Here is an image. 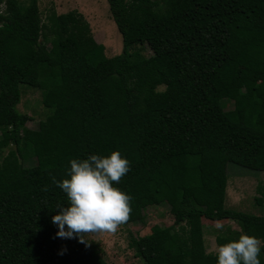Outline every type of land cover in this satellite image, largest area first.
Here are the masks:
<instances>
[{
    "label": "trees",
    "instance_id": "1",
    "mask_svg": "<svg viewBox=\"0 0 264 264\" xmlns=\"http://www.w3.org/2000/svg\"><path fill=\"white\" fill-rule=\"evenodd\" d=\"M106 2L122 41L111 58L80 13L42 19L37 0H0V264H107L87 240L57 236L52 217L69 200L52 178L113 151L131 165L113 184L132 197L124 224L151 206L173 216L129 236L144 264H217L201 219L238 226L217 246L242 234L264 241V216L224 206L228 163L264 171V0ZM137 44L153 54L133 57ZM20 85L44 92L49 130L27 127ZM30 159L37 177L23 173Z\"/></svg>",
    "mask_w": 264,
    "mask_h": 264
},
{
    "label": "rangeland",
    "instance_id": "2",
    "mask_svg": "<svg viewBox=\"0 0 264 264\" xmlns=\"http://www.w3.org/2000/svg\"><path fill=\"white\" fill-rule=\"evenodd\" d=\"M19 1L25 6L31 3V0ZM37 6L42 19L51 11L57 14L70 11L80 13L88 23L94 40L103 45L106 57L111 58L121 53V36L112 21L106 0H37ZM130 53L133 57L136 54L142 57H149L153 54L146 44L133 45ZM157 90L161 91L163 87H158ZM20 92L21 98L17 108L21 113L31 117V121L26 124L27 127L32 130H49L52 123L49 109L42 104L44 92L26 85H20ZM223 105L225 110H231L233 101L225 98ZM6 151L7 149L4 150ZM23 173L28 178L38 176V168L34 159L24 162ZM226 173L225 208L264 216V171L249 170L228 163ZM171 225H173V216L167 205L151 206L139 213L137 221L121 224L115 233L88 234L84 239L98 251L107 264H144L129 248V236H147L153 227L167 228ZM201 225L206 253L211 256H216L218 246L215 238L218 235H225L228 229L239 230L238 226L230 220L211 222L201 219Z\"/></svg>",
    "mask_w": 264,
    "mask_h": 264
},
{
    "label": "clouds",
    "instance_id": "3",
    "mask_svg": "<svg viewBox=\"0 0 264 264\" xmlns=\"http://www.w3.org/2000/svg\"><path fill=\"white\" fill-rule=\"evenodd\" d=\"M70 165V179L61 182L52 178L69 200V205L59 207V214L52 217V223L59 228L57 236L79 237L85 243L88 234L115 233L132 212V197L113 186L131 170L130 161L119 151H113L107 157L91 155L85 160L72 159ZM262 245L264 241L242 234L238 240L216 248L217 264H261Z\"/></svg>",
    "mask_w": 264,
    "mask_h": 264
}]
</instances>
